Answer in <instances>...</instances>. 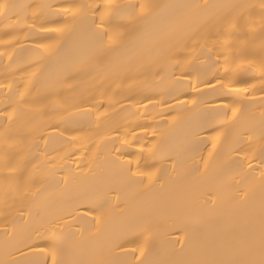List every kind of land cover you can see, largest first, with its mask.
Segmentation results:
<instances>
[{"label": "bare ground", "instance_id": "1", "mask_svg": "<svg viewBox=\"0 0 264 264\" xmlns=\"http://www.w3.org/2000/svg\"><path fill=\"white\" fill-rule=\"evenodd\" d=\"M7 3L44 5L35 21L33 32H18L19 46L15 47L13 60L0 59V82H10L13 77L29 85L34 98H39L53 87L59 90L61 104L75 96L77 107L64 111L58 105L48 104L47 115L32 111L17 114L12 128L35 130L39 140L38 155L41 160L50 203L49 212L78 205L79 215H86L92 203L104 204L99 223L90 217L74 223L83 236L75 237L82 245L85 256L106 250L107 240L129 228H140L145 221L151 223L150 244L145 251V264H174L189 258L197 241H207L221 236L242 237L252 223L251 210L255 208V223L259 226L258 206L261 196L259 175L256 187L247 202L232 199L235 185L231 183L236 168V153L240 131L245 123L255 126L259 134V117L264 111L257 64L251 70L245 64L237 80L223 91L208 90L200 81L212 76H223V67L212 70L206 57L197 58L191 48L182 56L158 59L145 54L126 69L111 77L89 75L81 72L74 80L62 73L65 68L78 66L84 53L95 44L90 13L73 19L64 14L68 5L102 4L109 0H4ZM118 5L148 3L158 6L160 17L171 15L172 6L202 3L203 0H113ZM209 3H235L238 0H208ZM259 4L261 0H246ZM138 11V10H137ZM130 9L122 8L121 23L133 27L135 17ZM32 23V21H29ZM43 29V30H41ZM60 29V31H56ZM4 23L0 22V39H5ZM259 47V40L255 42ZM44 47H41V46ZM13 52L0 43V52ZM181 61L177 67L175 60ZM39 69V71H37ZM191 76H188V73ZM63 80V86L61 81ZM243 81L244 83H239ZM198 84L200 95H193L190 85ZM69 85L73 86L71 89ZM249 88L248 94L232 95L236 90ZM23 90V89H21ZM197 103L194 105L192 100ZM5 95L0 92V111L5 108ZM251 101V102H250ZM241 109L238 119L225 118L223 106ZM33 108L38 105H32ZM4 120L0 118V145H3ZM155 133V138L153 137ZM43 136L44 139H39ZM129 143L122 146V141ZM45 141L47 142L45 145ZM216 144L215 150L212 144ZM155 144L148 164L156 163L163 178V188L147 181L131 180L123 173L120 160L134 159L141 148ZM118 150V151H117ZM212 151V158L208 153ZM46 153V155H44ZM251 154V153H249ZM149 154L145 151V156ZM243 153H241V157ZM208 162L207 170L203 162ZM257 161H253L254 166ZM175 164V168L172 165ZM199 166L201 173L194 169ZM239 179V177H236ZM116 189L115 192L112 190ZM119 196V199H115ZM214 199L216 204L204 205ZM99 229V232H97ZM75 232L76 229H69ZM73 238L70 237V242ZM179 240L180 243H175Z\"/></svg>", "mask_w": 264, "mask_h": 264}, {"label": "snow or ice", "instance_id": "2", "mask_svg": "<svg viewBox=\"0 0 264 264\" xmlns=\"http://www.w3.org/2000/svg\"><path fill=\"white\" fill-rule=\"evenodd\" d=\"M44 7L51 6L0 0V22L5 27V39H0V43L6 49L13 48V52H0V59L13 60L14 46H19L20 42L16 33L25 29L29 33L35 31V21L43 13L29 12L28 9L40 10ZM157 7L148 3L118 5L113 0L96 5H68L64 14L73 19L85 12L90 13L91 29L96 42L84 53L78 66L64 69L63 77L74 80L81 72L111 77L129 69L145 54L154 55L158 59H172L182 56L185 49L191 48L197 58H207V66L212 70L218 67L224 69L223 76L226 79L212 76L215 85L210 79L200 81L208 90L217 91L216 85H219L220 91L227 89L237 80L238 70L245 64L249 70L259 65L261 89L264 90V0L259 4L246 0L235 3H209L203 0L202 3L174 5L172 7L176 11L167 17H160L155 11ZM122 8L131 10L129 14L135 17L133 27L129 28L120 22ZM257 39L258 48L255 44ZM180 63L179 59L175 60L177 67ZM187 75L191 76V73ZM31 84V79H28L27 83L21 85L15 77L10 82H0V92L5 95V108L0 111V118L5 122L4 143L0 145V264H145L143 257L149 247L152 231V225L147 220L138 229L129 228L110 237L106 242V250L85 256L80 241L75 239L83 236V232L76 228L74 221L77 218L84 221L91 217L98 224L99 216H93V213L103 214L104 204L92 203L86 215H79L78 205L62 208L55 214L49 212L51 205L45 198L46 177L42 164L37 163L41 156L38 155L40 145L35 138L36 132L11 126L21 111L28 110L43 116L48 114L46 108L49 103L54 106L59 104L64 111L78 105L75 96L63 104L57 99H50L59 95L55 87L39 98H34L29 87ZM190 86L197 89L193 92L194 96L201 94L198 84ZM69 87L71 89L73 86ZM250 87L254 88L255 85H248L231 94H248ZM192 103L195 105L197 101L193 99ZM260 103L264 107V97H261ZM32 105L38 107L33 108ZM223 111L225 118L231 112V119L237 120L241 109L224 105ZM39 139L44 138L40 136ZM128 143L123 140L122 146ZM237 143L238 146L233 149L236 153V168L231 179L235 185L232 199L237 203L247 202L250 192L256 187L255 178L258 173L261 191L258 228L255 223L257 210L253 208L250 213L252 223L244 236H221L197 241L192 255L174 264H264V111L259 117V134H256L254 125L245 123ZM154 147L155 144L147 149L141 148L134 159L117 158L116 162L131 180L139 178L141 182L147 181L145 186L148 188L154 184L163 188V178L159 176L161 169L156 167V163H147L154 155ZM215 148L216 144L213 143L212 149ZM145 151L148 156H145ZM212 154V151L208 153L209 159ZM254 160L258 162L256 166ZM172 167L175 168V164ZM207 168L208 162L204 161L203 169ZM194 171L201 173L199 166ZM115 199L118 200L119 196ZM215 204L214 199L204 201V205L212 206L208 211H212ZM73 228L75 232L68 231ZM70 237L73 238L71 242Z\"/></svg>", "mask_w": 264, "mask_h": 264}]
</instances>
